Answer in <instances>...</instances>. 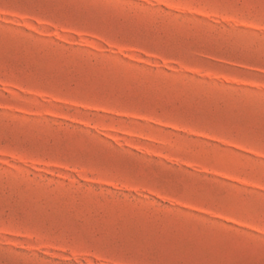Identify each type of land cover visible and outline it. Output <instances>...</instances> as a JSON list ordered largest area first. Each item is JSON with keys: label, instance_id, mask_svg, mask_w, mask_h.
<instances>
[{"label": "rangeland", "instance_id": "rangeland-1", "mask_svg": "<svg viewBox=\"0 0 264 264\" xmlns=\"http://www.w3.org/2000/svg\"><path fill=\"white\" fill-rule=\"evenodd\" d=\"M264 0H0V264H261Z\"/></svg>", "mask_w": 264, "mask_h": 264}, {"label": "snow or ice", "instance_id": "snow-or-ice-1", "mask_svg": "<svg viewBox=\"0 0 264 264\" xmlns=\"http://www.w3.org/2000/svg\"><path fill=\"white\" fill-rule=\"evenodd\" d=\"M261 264H264V261H262Z\"/></svg>", "mask_w": 264, "mask_h": 264}]
</instances>
